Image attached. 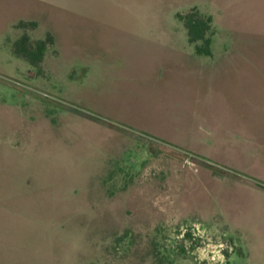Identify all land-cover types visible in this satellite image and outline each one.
<instances>
[{
	"label": "rangeland",
	"instance_id": "rangeland-1",
	"mask_svg": "<svg viewBox=\"0 0 264 264\" xmlns=\"http://www.w3.org/2000/svg\"><path fill=\"white\" fill-rule=\"evenodd\" d=\"M193 8L212 18V55L198 61L177 17ZM49 36L41 62L16 50ZM158 52L230 69L206 89L222 81L251 100L264 0H0V264H248L239 230L264 264V183L195 150L206 137L193 149L176 137L178 120L191 136L193 111L221 108L197 106L192 76L151 65ZM131 88L183 110H132Z\"/></svg>",
	"mask_w": 264,
	"mask_h": 264
},
{
	"label": "crops",
	"instance_id": "crops-1",
	"mask_svg": "<svg viewBox=\"0 0 264 264\" xmlns=\"http://www.w3.org/2000/svg\"><path fill=\"white\" fill-rule=\"evenodd\" d=\"M212 54H194L195 59L198 61L200 58H204L207 56H211ZM154 64L153 66L158 65L159 63H170L173 64L175 67H171V71L174 73L175 71L191 75L189 81H194L192 86L194 89L201 93L196 94L197 97L195 102L197 106L205 103L209 105V103L218 106L216 109L214 107L213 113L210 115H204L203 118H200L202 114H194L192 113L193 118L197 115V121L191 123V136L188 134L187 136L182 137L184 133H189L186 129V124L183 120H178L173 125V129L176 130V137L179 139L185 138L186 140L191 137L190 144L192 149L193 145L192 140L195 135L200 137H206L207 141L200 146L199 150L197 147H194L195 150L202 152L204 155L208 157H214L219 161L223 162L224 165L229 166L233 169V171L241 174H246L256 178L257 180L264 183V84L261 86L254 88V91H251V100L250 98L243 102L241 100V93H237V97H232L233 95L229 92L226 93L225 91H221L218 88H225V83L220 81L218 85L214 87H210L206 89V85L204 83V79L212 78L218 79L221 76L219 74L223 72L221 75L227 77L232 71L230 69H221V70H206L203 71L194 65L188 66L185 64V57L184 55H172V54H164L158 52L154 55ZM172 62V63H171ZM164 63V64H165ZM227 68V67H226ZM171 72V73H172ZM153 75V74H152ZM215 83V81H214ZM191 84V83H190ZM191 87V89H193ZM198 88V89H197ZM213 88V89H212ZM193 89V91H194ZM226 89V88H225ZM209 90V91H208ZM230 89H227V91ZM207 91V92H206ZM130 101V109L138 110V109H145L148 110L150 108H159L163 112L167 111L166 108H174L179 111L183 110L181 107L182 104H178L175 106L173 103H165L163 98H159L153 96L152 93L146 92V90L141 91L138 88H131L127 91ZM247 94L250 95V89H248ZM232 95V96H231ZM235 98V99H234ZM162 99V100H159ZM256 100L255 108L257 109L256 117L251 120L250 118L246 119L244 114L247 112L248 103L254 102ZM253 104V103H250ZM212 105V106H213ZM242 107V109L240 108ZM193 110V109H192ZM139 111V110H138ZM167 113V112H166ZM149 112L146 111V118L149 117ZM162 118L159 119L158 123L160 122L161 131L167 132L169 124V120H167L166 114L164 116L161 115ZM200 118V119H199ZM227 118L229 120H227ZM236 118L233 121L232 119ZM237 125V127L244 126V130L240 133H232L231 130H227L225 127L226 125ZM252 123V125L250 124ZM190 124V123H189ZM203 124V125H201ZM198 127V129H197ZM171 135V134H170ZM170 140H174V138L170 137ZM237 229V228H236ZM239 230V229H237ZM239 232L243 235L244 239L246 240V247L249 255V262L248 264H263L260 260L259 251L256 249L254 242L251 241L248 236H246L242 231Z\"/></svg>",
	"mask_w": 264,
	"mask_h": 264
},
{
	"label": "trees",
	"instance_id": "trees-1",
	"mask_svg": "<svg viewBox=\"0 0 264 264\" xmlns=\"http://www.w3.org/2000/svg\"><path fill=\"white\" fill-rule=\"evenodd\" d=\"M177 17L184 22L189 41L195 43L197 54H212V38L211 35H208L212 30L211 16H205L196 8H193L188 13H178ZM27 41V38L17 41L15 43L16 50L23 52L32 63H36L41 62L48 44L53 42V39L49 36L47 39L37 42L34 49L26 47ZM200 42H203L202 45H200Z\"/></svg>",
	"mask_w": 264,
	"mask_h": 264
}]
</instances>
